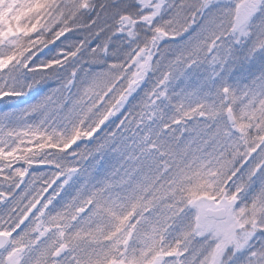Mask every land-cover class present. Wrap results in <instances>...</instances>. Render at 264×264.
I'll use <instances>...</instances> for the list:
<instances>
[{
    "label": "rangeland",
    "instance_id": "obj_1",
    "mask_svg": "<svg viewBox=\"0 0 264 264\" xmlns=\"http://www.w3.org/2000/svg\"><path fill=\"white\" fill-rule=\"evenodd\" d=\"M175 1L133 0V3H129L126 0L127 6H131V8L127 7L122 11L127 14L118 13L117 16H113L115 18L114 22L109 25L107 30L112 37L106 39L108 46L104 50L111 51L109 60L112 62H110V66L112 65L113 69H119L118 76H116L118 79L123 74V81L120 82V85L123 84L125 87L124 89H117L116 93L110 95L106 100H101L95 113L88 114L87 112L88 115H93L87 121L86 128L80 130L81 135L78 134L77 138L69 145L61 144V146H65L62 151H66L75 146L76 143L87 142L89 144L85 146V150L89 151L96 136L91 137L90 140L88 137L98 128L106 114L112 111L113 116L107 126H113V132L109 135L103 134L106 136L103 142L99 140L102 135L98 141L96 140L98 144L93 145L94 149L90 159L93 156L96 164L98 163L96 159L104 162L100 150L101 152L105 150L107 151L106 156H109L110 161L115 165L114 168H111V175L108 177L109 182L105 185V190L97 191L91 197L94 200L96 195V199L99 200L105 195H110L109 204L114 209L120 210L125 205L122 196L127 198L125 195L128 194L124 190H133L138 178V185H144L143 191L146 190L147 194L151 196L150 203L141 204V207L137 210L138 214L129 216V221L134 224V227L129 230L133 237L124 235L122 232L116 233L118 238L113 235L111 241L108 239L106 244L104 243L107 246L108 255L101 254L95 257L97 260L95 263L90 262L97 264L100 260L103 262L102 264H146L138 260L135 262V259L132 262L130 259L126 249L134 245L132 240L141 244L140 247L144 249H148L149 245L160 249L162 243L152 239L172 235L171 239L178 243L177 248L175 247L176 250L173 248V251L166 256H160V251H158L151 263L161 257L163 259L162 264H264V134L259 137L263 133L264 124L262 122L264 116L257 109L258 106L264 107V0H208L207 3L203 1V6L197 8L194 2L201 3V0H186V3H183L184 10L187 5L185 11L188 12L189 16L176 17L175 15L171 18L168 25L174 21L175 27L173 29L168 28V35L183 37L184 26L190 24L194 17H197L194 22L198 24L201 20L203 21L201 18L203 16L206 19L201 25L203 30L199 33L198 38L196 37L191 41L195 52H201V46L205 44L202 41L209 38L206 37L205 23L209 28L216 30L225 22H229L232 27L229 36L223 38L219 46L216 43L207 44L209 48H207L208 58L205 56L204 51L201 53L202 61L195 55L197 64L199 61L202 63L205 60V68H202L205 78H200V82L194 85L191 82L193 80L192 75L184 76L185 73L181 70L184 66H186L185 72L188 71V67L195 68L194 63L192 61L186 65L182 63L180 68L178 67L179 63L175 61L178 45L174 43L175 41L170 45H166L163 50L164 52L166 47L171 48L173 56L170 54L168 58L167 52L160 54L166 43V40L165 42L163 40L166 36L163 31L166 28H164L165 25L161 23L160 18L163 17V13L167 11L168 6H173L172 2ZM90 3L85 4V7L89 8ZM133 4L143 5L142 13L144 14L135 15V9H132ZM1 6L3 8L5 6L3 0H0V8ZM193 12L195 14H192ZM219 16L223 17V21L218 22ZM158 18L160 21L155 22L154 20ZM184 22L187 24H184ZM66 27L65 30L68 29ZM146 28L148 30H145ZM140 31H143L145 35L148 33V36L140 34ZM73 32L75 35L79 33L78 30ZM142 36L144 41L138 39ZM115 42L117 46H113ZM162 42H164L163 45ZM121 44H123V49L121 48L123 52L125 49L134 47L130 55L132 57L128 59L125 56L122 68L120 64L117 65L120 61L118 59L121 57L117 49L120 48ZM115 47L116 50H114ZM136 52L138 53L136 54ZM180 57L187 61L186 54ZM127 59L128 61H126ZM131 69L133 73L127 74ZM190 73L197 75L195 71ZM137 79H141V81L133 87L132 83ZM180 82H184L181 87L182 90H178L181 96L180 102L183 105L192 106L194 117L183 119L184 117L175 115L171 125L166 127L168 130L166 135L156 132L155 129H158L159 125L155 121L151 122L150 117L146 118L148 122L146 121L144 125L140 122L137 123L138 132L129 128L128 114L119 117L127 108L134 111H142V108H144L148 109L145 115L154 117L156 120V113L153 109H156L158 105L167 107V91L175 90L176 84ZM112 84H114L113 80L109 87ZM87 91L76 89L72 93L71 104H69L70 109L73 106L76 109L81 104H91L92 101H84L87 96H92L91 91ZM135 96L137 98L131 103ZM25 97L27 95L24 94L22 98ZM0 99L3 98L0 97ZM44 99L49 102L50 96L46 94ZM26 104L28 105L19 109L18 112L4 114L3 116L6 117L0 120V154L2 156L3 154L8 155V151L3 150L7 145L3 144L2 132L7 129L13 130V124L19 128L22 127L21 125L27 126L25 124L26 117L34 115V112L37 113L43 108L41 99L39 104L33 102H27ZM150 110L151 112H149ZM44 111L46 110H41V113H43L42 119L47 118ZM169 117L171 118L172 115L167 116V118ZM238 119L241 121L240 123ZM150 123L152 128L149 127L151 125H148ZM144 126L147 127L144 128ZM18 127H15V129L18 130ZM39 127L44 131L47 130V128L40 125ZM24 130L27 131L28 127ZM186 130H188L190 138L186 139L187 146L185 148H188V153L184 152V154L188 156L192 166L196 164L199 171L208 172L207 168L211 166L209 161H215L216 156H209L206 151L208 146L211 149L214 148L215 151L226 148L235 152L238 158L243 157L242 162L239 161L238 163L240 168L237 173H239L238 178L241 176L247 178L245 183L248 184L244 189L246 192L243 190L238 196L237 193L226 192L218 199L204 197L190 200L182 212L178 210L177 205L173 202L174 192H171V196L167 187L175 185L176 173L180 167V164L177 163L180 160L170 157L157 158V156L159 153L162 154L164 150L172 148L176 139L181 140ZM31 132L34 131L31 130ZM252 133L254 138L249 137ZM16 136L23 137L19 134ZM13 140L16 142L15 137H13ZM115 140L119 143L113 146ZM122 143L127 150L124 152L117 150L115 153L114 150ZM141 143L147 148V152L143 153V157H138L133 153L134 149L130 150L129 147L132 144L133 146L139 145L140 149ZM197 147H202L203 150H198ZM82 157L88 158V156ZM143 164L155 165V167H152L154 171L152 168L151 171L140 168L139 165ZM163 164H167V166L162 167ZM72 176L73 174L70 178ZM93 176L97 178L95 174ZM54 177L49 178L50 184L47 189L49 193L53 190L64 192L70 187V182L75 181L76 178L69 181L53 182ZM243 184L240 182L238 186H243ZM111 187L123 191L121 194L116 195L114 192H110ZM31 188L27 190L26 194L22 193L21 199H24L27 195V202L33 203L30 196H38L35 200L37 203L42 195H38L36 183ZM252 191L255 192V198ZM258 192L260 193L259 196ZM261 192L263 195H261ZM9 194L10 196H8ZM44 198L48 200L47 196ZM79 198H72V203L79 201ZM257 198L261 199V202L256 203ZM80 200L84 203V209H88L89 200L92 201L90 197L87 196L86 199ZM10 202H15L13 200V186L0 181V204L4 208L6 203ZM49 202L41 203L39 206H37L38 204H32V206L26 204L25 207L27 208L18 213L19 217H22L17 220L18 224H21L20 222L24 216H29L32 211V213L37 211L39 213L36 217L39 216V221L36 224L41 226L42 214H45L43 210H46L49 204L51 205ZM96 205V208L92 209L93 214L91 217H88L89 214H84V221L81 222V226H86L89 232L82 233L73 230L71 238L68 236L71 240L69 244L73 246L76 252V261L85 259V253L92 254L91 232L95 235L98 228L107 226V221L102 220V218H106V213L102 208H99V204ZM210 207H225V218L220 220L207 218L205 209ZM30 222L31 219L27 221L28 224ZM15 224L10 222L9 216H2V213H0V232L10 235L9 244L0 251V264H29L31 255L35 252H39L35 263L44 264L42 258L46 256V249H42V252L40 246L46 244L49 236L41 233L43 231L39 228L38 233H34V230H24L21 235L15 238L14 233L18 229ZM47 226L57 238L63 237L61 234L62 224L58 223L54 228ZM116 247L121 249L117 251ZM153 250L155 251V249ZM57 258L55 257V259ZM78 262L84 264L80 260Z\"/></svg>",
    "mask_w": 264,
    "mask_h": 264
},
{
    "label": "trees",
    "instance_id": "obj_2",
    "mask_svg": "<svg viewBox=\"0 0 264 264\" xmlns=\"http://www.w3.org/2000/svg\"><path fill=\"white\" fill-rule=\"evenodd\" d=\"M3 1L5 6L4 8L2 6L0 8V97L3 98L0 99V120L6 117L3 116L6 113L18 112L19 109L28 105L26 104L27 102L39 104L40 99L43 105L41 110H46L44 113L47 114V118L42 119L43 113L39 110L37 113L34 112V115L26 117V119L24 118L27 126L21 125L22 127L19 128L13 124V130L7 129L2 132L3 144L7 145L3 150L8 151V155L3 154L2 156L0 154V181L13 186V200L15 202L6 203L4 208L0 204V213H2V216H9L10 222H14V224L16 222L15 225L18 227V230L14 233L15 238L21 235L24 230H34V233H38L39 228L43 231L41 233L49 236L46 244L40 246L41 250L46 249V256L42 258L44 264H79L78 260L84 264L95 263L97 261L95 259L96 256L101 254L108 255V249L105 244L108 239L111 241L113 235L118 238V234L116 233L122 232L124 235L133 237L129 230L134 227V224L132 221H129V216L138 214L139 212L137 210L141 207V204H145L146 202L150 203L151 196L147 194L146 190L145 192L143 191L144 185H138V178L133 190H124L128 194L125 195L127 198L122 196V201H124L125 205L120 210L111 207L109 204L110 195H105L99 200L96 199L95 195L94 200L92 199L91 196L97 193V191L101 192L105 190V185L109 182L108 177L111 175V168H114L115 165L110 161L109 156H106L107 151L105 150L102 152L100 150L104 162L96 159L98 162L96 164L93 156L90 159L94 149L93 145L98 144L97 141L101 135L102 137L99 140L103 142V139L106 138L103 134H111L114 129L112 128L113 126L104 127L99 131L96 137H94L92 148L89 151L85 150V146L89 144L87 142L76 143L74 144L75 146L70 147L66 151H62L65 146L63 147L61 144L69 145V143L77 138L78 134L81 135L80 130L86 128V125H88L87 121L93 115L88 114L96 112L101 100L109 98L110 95L116 93L117 89H124L125 86L123 84L120 85V82L123 81V74L119 79L116 77L118 76L119 69H113L112 65L110 66V62H112L109 60L111 51L104 49L108 46L106 39L112 37L107 30L109 29V25L114 22L115 18L113 16H117L118 13L127 14L122 10L127 7L131 8V6H127L126 0ZM203 1L208 2V0H201V3L194 2L196 8L203 6ZM89 2H91L90 7L86 8L85 4ZM128 2L133 3V0H128ZM183 3H186V0L172 2L173 6H168L167 11L160 18L161 23L166 28L163 31L166 34L163 39L164 42L166 40V43L164 44L162 42L164 47L161 51L159 49V51L161 55L167 52L168 58L170 54L173 56L171 48L166 47L164 52L163 50L166 45H170L175 41L174 43H177V49L179 51L175 53V57L177 58L175 61L179 63L178 67L180 68L182 63H185V65L190 61L194 63L195 68L188 67V71L186 72V66L181 69L185 73L183 74L184 76L192 75L193 80L191 82L194 85L200 82V78H205L202 69L205 68V60L201 63L202 51L205 52V56L208 58L207 46L213 43L219 46L222 39L229 36L232 27L229 22H225L223 24L221 23L220 28L216 30L211 27L209 28L205 23L206 28L204 29L207 30L206 37L209 38L202 41L205 44L201 46V52L196 50L197 53L193 50L191 41L196 37L198 38L199 33L203 30L201 25L206 20L203 16H201L203 21L201 20L198 24L194 22L197 17H194L190 24L184 26L183 37L168 35V28L171 27L173 29L175 27L173 24L174 21L168 25L171 18L175 15L176 17L189 16L188 12L186 13L185 11L187 5L184 10ZM142 8L143 5L133 4L132 9H135L136 15L144 14L142 13ZM192 14H195V12ZM160 20L158 18L154 21L159 22ZM217 20L218 22L223 21V17L219 16ZM66 26L68 27L67 30H65ZM75 30L79 32L76 35L73 32ZM145 30L148 29L146 28ZM145 30L143 29V31ZM143 31H140V34H144ZM213 31L215 32L213 33ZM144 36H148V33L146 35L144 34ZM138 39L144 41L143 36ZM122 45L118 49L116 47L114 48V50L117 49L120 52L121 57L118 59L120 61L117 65L120 64L121 68L124 65L125 56L129 59L132 57L130 55L134 50V47H130V49H125L123 52L121 50V48L123 49ZM113 46H117L116 42L113 43ZM184 54L187 55V61L180 57ZM195 55L201 60L198 64L196 63L197 59ZM158 71L161 72L159 69ZM194 71L195 74L197 72V75L190 73ZM128 73H133L132 69ZM112 80L114 84L109 87ZM183 83H177L175 90L167 91V107L158 105L156 109L152 108L156 113V120L154 117L145 115L148 109L144 108H142V111H134L127 108L119 117L128 114L129 118L127 120L130 124L129 128L133 131L137 130V132V123L139 124L140 122V124L144 125L146 121L148 122L146 118L150 117L152 119L151 122L155 121L159 125V128L155 129L157 130L156 132L166 135L168 132L166 127L171 125V121L175 115L184 117L183 119H192L194 117L192 106H186L180 102L181 96L178 90H182ZM76 89L88 90L87 92L91 91L92 96H87L84 100L92 101L91 104H81L76 109H74V106L70 109V98ZM24 94L27 97L22 98ZM46 94L50 96L49 102L44 99ZM137 96L131 100V103ZM257 109L264 116V107L258 106ZM170 114L172 117L167 118ZM238 122L240 123L241 121L238 119ZM262 124H264V121ZM39 125L47 128V130H42ZM148 125H151L149 127L152 128L151 123ZM15 127H18V130ZM26 127H28L27 131L24 130ZM31 130L34 132H31ZM262 131L263 133L259 137L263 136L264 128H262ZM17 134L23 135V137L19 138L16 136ZM13 137H15L16 142L13 140ZM249 137L254 138L253 133ZM187 138H190L188 130L185 131L181 140L176 139L172 148L164 150L162 154H156L158 155L157 158L164 159L170 157L175 160H180L177 163L180 164V167L176 173V187L175 185L167 187L170 194L172 191L174 192V196L172 194L171 196L178 210L182 212L190 200L194 199L204 197L218 199L222 194H226V192L237 193V196L240 195L248 184L245 183L247 182V178L244 176L238 178L239 173H237L240 168L238 163L239 161L242 162L243 157L238 158L235 152L226 148L215 151L214 148L211 149L208 146L206 151L209 156H216L215 161H209L211 166L207 168L208 172L199 171L196 168V164L192 166L188 156L184 154V152L186 154L188 153V148H185L187 146ZM118 143L115 140L113 146H116ZM132 146L133 144L129 149H134L133 153L135 156L143 157V153L147 152V148L144 147L143 143H141L140 149L139 145ZM157 148L159 149V147ZM197 149L203 150L202 147H197ZM117 150L124 152L127 149H125L122 143L121 146H117L114 150L115 153ZM214 151L215 153H213ZM82 156H88V158H83ZM208 158L211 159L210 157ZM81 159H83L82 165L80 164ZM165 166L167 164H163L162 167ZM139 167L151 171L150 169L155 167V165L143 164L139 165ZM152 169L154 171V168ZM72 174L73 176L70 178ZM94 174L97 178L93 176ZM51 176H55L53 182L69 181L70 179L76 178L75 181L72 180L70 182V187L64 192H56L53 190L49 193L47 189ZM240 182L244 183L243 186H238ZM34 183L38 186L36 190L38 195H42V197L36 203L35 200L38 196H30L33 203H29L27 202V195H25L24 199H21V195L22 193L26 194L27 190L32 189L31 187ZM122 191L116 187H111L110 192H114L117 195L118 193L121 194ZM244 191L246 192V190ZM252 192L255 198V192ZM261 195H263L262 192ZM45 196H47L48 200L44 198ZM87 196L92 201L89 200V208L84 209V203L80 199H86ZM77 197H80L79 201L77 200L76 203H72V198L76 199ZM47 201H50L49 203L51 205L49 204L48 208L43 210L45 214H42L41 226L36 224L39 221V216L36 217L39 213L37 211L35 213H32V211V215L24 216L20 222L21 224H18L17 220L21 219L18 213L24 208H27L25 207L26 204L30 206L32 204H38L37 206H39L41 203L43 204ZM255 202H261V199L257 198ZM96 204H99V208H102L106 213V218L104 217L102 220L107 221V226L98 228L95 235L91 232V241L93 243L92 254L85 253V259L77 258L78 260L76 261V252L73 246L69 244L71 243L70 238L73 235V230L82 233L89 232L86 226H81V222L84 221V214H89L88 217H91L93 214L92 209L96 208ZM29 219H31L30 224L27 223ZM134 219L136 220L135 217ZM142 222L144 223V221ZM58 223L62 224L61 234L63 237L60 239L47 226L49 225L51 228H54ZM171 237L172 235L152 239L153 241L156 240L162 243L160 249L152 245H149L148 249H144L140 247L141 244L132 240L134 245H131L126 250L132 262L135 259V262L138 260L150 264L153 257H156L155 255L158 251H160V256H166L173 251V248H177L178 243L173 241ZM116 249L119 251L121 248L116 247ZM38 253H32L29 264H37L35 261L38 259ZM55 257L58 258L55 259ZM102 263L99 260L97 264Z\"/></svg>",
    "mask_w": 264,
    "mask_h": 264
},
{
    "label": "water",
    "instance_id": "obj_3",
    "mask_svg": "<svg viewBox=\"0 0 264 264\" xmlns=\"http://www.w3.org/2000/svg\"><path fill=\"white\" fill-rule=\"evenodd\" d=\"M110 118H111V112L108 113V115L106 116L104 121L100 124L99 129L102 128L105 124H107L108 121L110 120ZM205 212H206V216L208 218H213L215 220L224 219L226 216V208L225 207L207 208L205 210ZM8 242H9V236L4 234V233H0V251L3 248H5V246L8 244ZM161 262H162L161 260H157L153 264H161Z\"/></svg>",
    "mask_w": 264,
    "mask_h": 264
}]
</instances>
